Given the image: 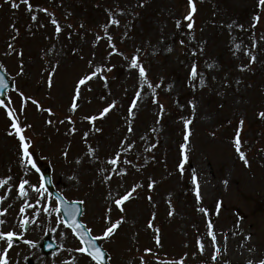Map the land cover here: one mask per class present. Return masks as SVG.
<instances>
[{"label": "rangeland", "instance_id": "1", "mask_svg": "<svg viewBox=\"0 0 264 264\" xmlns=\"http://www.w3.org/2000/svg\"><path fill=\"white\" fill-rule=\"evenodd\" d=\"M82 1L30 0L34 12H29L24 4L14 9L10 2L0 0V64L15 82L4 103L16 110L22 126L31 125L25 134L33 142V159L40 172L49 168L56 188L68 200L83 203L81 219L93 236H102L110 223L107 217L111 222L121 216L125 218L112 237L99 239L109 253V264H141L137 255L143 253L148 255H145L146 264H179L181 259L185 264H215L210 259L213 248L207 236L208 220L214 222L218 244L225 242L227 234L228 251L221 249L223 259L219 264L225 260L230 264H246L250 257L264 258V210L261 209L264 118L258 116L264 111V39H261L264 11L258 7V0H197L193 29H188L183 19L188 12V0H144L143 7L141 0H93L89 5ZM42 8L49 11L42 12ZM110 10L121 21L119 27L109 28L113 42L128 57L137 48L141 49L155 96L139 78L138 69L129 72L124 56L114 54L109 59L112 49L106 39L94 46L97 34L103 36L101 25L108 22ZM119 10H123L122 14ZM257 13L261 14V23L253 29V17ZM33 14L37 16L35 21L31 19ZM52 14L63 29L59 38L51 23ZM177 19L182 21L179 29ZM238 25H243V29ZM181 39L184 45L179 43ZM241 41L242 48L234 55V43ZM10 43L11 49L7 47ZM169 46L171 52L167 51ZM246 50L256 55L255 63L249 62ZM90 60L93 67L89 66ZM58 61L53 86L49 88V73ZM193 63L204 74V86L199 76L190 79ZM208 64L214 66L208 68ZM242 64L248 70L241 71ZM97 65H115L111 73H104L109 78L107 87L99 77L88 82L91 91L81 86L79 107L75 113L71 112L77 80ZM142 84V99L138 109L133 110V118L128 109ZM20 92L25 95L21 96ZM29 97L39 101L42 108ZM154 98L165 106L162 118ZM112 101H116L117 107L95 121V126L101 129L95 132L92 123L84 117L98 116ZM190 101L197 105L195 112ZM49 107L54 111L51 117L46 111ZM67 116H72L75 133L70 132L72 124L66 120ZM49 119L53 120L52 125L47 123ZM187 119H193L189 126L190 159L181 174L178 165L182 160ZM241 119L245 121L243 150L248 154L250 167L239 159L233 144ZM11 123L5 107L0 106V178L13 177L9 185L0 187V195H8L0 207L12 205L3 217L8 222L3 230H15L23 236L14 240L9 253L11 264H72L74 256L76 264H90L87 254L76 251L83 246L64 223L60 211H55L57 201L47 189L40 196L29 189L28 202L35 204L39 198L41 204L20 213L24 201L18 198L19 181L28 179L38 187L41 176L30 166L21 165L18 137L9 135L14 132ZM128 123L133 125L131 134ZM86 132L89 135L85 138ZM126 139L134 147L122 154V159L126 155L142 167L137 170L121 165L129 170L120 176L112 172L113 166L107 161ZM153 144L155 148L145 151ZM89 146L96 150L94 155L88 154ZM78 158L80 163L76 162ZM193 168L201 183L203 200L199 203L191 182ZM109 175L112 179L105 181L103 177ZM150 178L156 181L153 189L147 187ZM225 180L229 181L227 185L223 183ZM137 184L142 187L124 202L125 211L121 212L114 200ZM218 200L223 204L217 216ZM173 206L175 213L169 217ZM45 207L49 212L43 211ZM202 207L210 210L207 216L198 210ZM153 213L154 228L149 229L147 225ZM25 216L36 223L20 228L19 220ZM155 227L161 229L160 246L155 243ZM248 233L253 236L251 241L245 239ZM198 238L205 242L203 254L199 252ZM25 240L32 243L26 244ZM47 243L55 246L50 253L45 252ZM252 245L257 247L255 254L247 251Z\"/></svg>", "mask_w": 264, "mask_h": 264}, {"label": "snow or ice", "instance_id": "2", "mask_svg": "<svg viewBox=\"0 0 264 264\" xmlns=\"http://www.w3.org/2000/svg\"><path fill=\"white\" fill-rule=\"evenodd\" d=\"M6 2H10L11 3V7L14 9H19L21 4H24L27 6V10L29 12H34V6L33 4L30 2V0H6ZM144 4V0H141L140 6L143 7ZM258 7L264 11V0H258ZM40 11L47 13L49 10L47 8H42L40 9ZM122 14L123 10H119ZM198 12V7H197V0H188V12L187 14L184 16V20L188 21L187 23V28L188 29H193L194 27V17ZM31 19L33 21L37 20V16L35 14H33L31 16ZM51 23L55 26V32L57 35V38H59V34L62 32V26L60 24V22L55 18V14H52V19H51ZM176 23V27L179 29L181 27L182 21L177 19L175 21ZM261 23V14L257 13L256 15H254L253 17V24H252V28L255 29L256 26L258 24ZM121 24V21L115 17V15L112 13V11H109V20L107 23L101 25V29L103 32V36H101L100 34H97L96 36V41L94 42V46L96 44H98V42L102 39H106L110 48L112 49L109 53H108V57L109 59L111 58L112 55L116 54V55H122L124 56V59L128 61V70L131 73L132 70H137L138 69V76L140 79L143 80L144 84H147L148 88L152 89L153 94L155 96V88L153 87V85L149 82L148 79V69H146V67L144 66L143 62H142V55H141V49L137 48L135 50V53L131 56L128 57L127 55H125L124 53H122L116 43L113 42L114 37L112 34H110L109 32V28L112 25H116L117 27H119ZM68 27H71V25H68ZM81 27H83V25H81ZM229 29L232 28V25H228ZM238 27H240L241 29H243V25H238ZM13 28L15 29V25H13ZM18 31V30H17ZM124 35H127V31H125ZM71 34H69V38H70ZM194 39V37H192ZM261 39H264V36L261 37ZM179 43L181 45L185 44V41L183 39H181L179 41ZM242 44L243 42H239V43H234V55L236 54V52H239L242 48ZM9 49L13 48V45L10 43L7 46ZM55 46H53L54 48ZM256 47V43L253 42L252 44V48ZM173 49L171 46H169L167 48L168 52H171ZM49 51H52V49H50ZM75 51V49L73 50ZM199 51H203V48H200ZM196 52L195 50L193 51V55H195ZM245 54L248 55L250 57V63H255L257 60V57L255 54H252L250 50H246ZM20 55H23V53H20ZM95 57V53H93V58ZM59 66V61L57 62L56 66H54L51 70V72L49 73V77H48V87L51 88L53 86V77L56 73V70ZM89 66L93 67V63L90 60L89 61ZM214 65L212 64H208L207 67L208 68H212ZM115 68V65L112 66H100L97 65L93 68V70L90 73L84 74L83 76H81L75 86H74V96L72 99V103L70 105V110L71 112L75 113L76 110L79 107L78 101L81 98V91L82 88L81 86L86 87L89 91H91V87L88 84L89 81L93 80L94 78H101L103 79V81L105 82V86L107 87L108 84V76L104 75L105 71L108 73H111L113 71V69ZM240 70L241 71H245L248 70V66L247 65H241L240 66ZM23 72V68L21 67V73ZM203 73H199L198 72V67L196 63H193L191 66V71H190V79L195 80L197 79V77H200V84L201 86L205 85V80L203 79ZM161 81H163V78H161ZM237 83H239V81H237ZM156 87H159V85H157ZM0 88H7V81H5L3 79V77H0ZM169 90H171V86H169ZM142 92H143V84L140 85L139 90L136 91L135 96L131 102V105L128 109L129 115L133 116V110L134 109H138V102L141 101L142 99ZM21 96H24L25 94L23 92H20ZM28 99L32 100L33 103H35L37 105L38 108H42V106L39 104V101H36L34 98L29 97ZM101 99H104V97H101ZM154 103L158 104L159 110H160V116L162 118L163 113L165 111V106L162 103H159V101L157 99H153ZM191 105V108L193 109V112H195L197 105L194 101H190L189 102ZM0 106H3L7 109V115L8 117L11 118V129L14 130V132H9V135H13L15 134L18 137L19 140V156H20V163L22 166H30L31 169H34L37 173L40 172V169L37 167V162L35 159H33V152H34V148H33V142L32 140L26 136V129L31 128V125L29 124H25V125H21V121L19 119V115L16 113V110L9 107L7 104L4 103V101L0 100ZM117 107V103L116 101H112L107 107L103 108L102 111L99 112V115H93V116H86L84 117L85 120H88L89 122L92 123L93 125V130L95 132H100L101 129L99 127L95 126V121L100 119V118H104L107 116V114L110 113L111 110L115 109ZM21 111H23V107L21 108ZM46 111L49 113V116H53L54 115V111L52 108H47ZM258 116L260 118H264V111H260L258 113ZM134 118V116H133ZM66 120L72 124V127L70 128V132L71 133H75L77 131L75 124L72 120V116H67ZM60 123H64L63 120L59 121ZM47 123L49 125L53 124V120L49 119L47 120ZM157 123H159V120L157 121ZM193 123V119H187L184 120V126L186 129V134L184 136V141L185 143H183L181 145V150H182V160L178 165V170L181 174L184 173L185 171V165L189 163V159H190V154H189V147H190V142H189V138L191 136V129H190V125ZM244 125H245V121L243 119H241L238 122V128L236 130L235 136L233 138V144H234V148L235 151L238 153L239 159L244 163L245 166L250 167V160L248 158V154L243 150V140H242V132L244 129ZM128 133L131 134L134 129H133V125L131 123H128V127H127ZM153 131H155V129H153ZM89 135V133H85L84 136L85 138ZM119 150H117L114 154V156L110 159H108L107 163L112 165V172L116 173L120 176H123L125 174H127L128 172V168L127 167H120L121 165H128V166H132V167H136L137 170H139L140 167L139 165L134 164V161L132 159H128L125 155V157L122 159V154H126L128 152H130L134 145L131 143L127 142V139L122 141L121 144L118 146ZM156 145L153 144L151 145L149 148L145 149V151H151V149L155 148ZM31 149V150H30ZM95 149H93L91 146H89L88 148V154L90 155H94L95 154ZM68 153L67 151L64 153V156L67 157ZM138 159V158H137ZM154 159V158H153ZM77 163L81 162V159L78 158ZM103 179L105 181H110L112 179V176H105L103 177ZM13 180L12 176H8L6 178H0V187H4L5 185H9L10 182ZM43 178L41 177V182L39 184V186L37 187L36 185L30 184L28 179H22L19 181L18 183V198L23 199L24 203L22 204L21 208H20V213L23 214L25 213L26 209L29 208H35L36 205L41 204V200L39 198L36 199L35 204H30L28 202V197H29V189L34 190V192L40 196L42 195L43 192H46V188L44 183L42 182ZM191 182L194 185V193H195V198L197 200V202H201L203 200L202 197V193H201V183L199 181L198 175L196 170L193 168L192 169V174H191ZM223 183L225 185H227L229 183L228 180L223 181ZM26 186H28L26 188ZM156 186V181L154 179L150 178V182L148 183L147 187L149 189H153ZM142 187V185H135L132 187V189L128 192H126V194H124L123 196L117 198L114 200V204L119 208V210L121 212H124V202L125 201H129L130 198H132L133 193H135L137 191L138 188ZM8 191H11V188L9 187ZM111 196V193H110ZM8 199V195H0V204H3L4 201H6ZM148 199L151 201L152 197L149 196ZM169 204L171 205V200L168 201ZM223 201L222 200H218L217 204H216V208H215V214L218 216L220 209L222 207ZM12 207V205H8V207H0V264H11V257L9 255L10 250L13 248L14 245V240L15 238H23L22 233H18L15 230H8V231H4L3 228L5 225H7V220L4 219L3 217L6 216V214L8 213L9 209ZM202 214H204L205 216H207L209 214V209L206 207H202L198 209ZM44 212H49V208L45 207L43 209ZM55 211H59V209H55ZM75 211L76 210H69V214L70 215H75ZM109 212H111V209H109ZM175 213V209L174 206L170 207L169 210V217L173 216ZM39 213L37 212L36 215H38ZM107 219L109 220V226H107L102 234V236L99 237H91L90 239H84V237H88L91 234V229H85V226L82 223H77V221L75 219H73L71 221V224L68 225L69 228L73 229L81 238H82V242L84 245H87L86 247H80L78 249H76V251H78L79 253H85L87 254V256L90 258V264L91 262H95V264H104V257L106 255L105 251L96 245L95 240L100 239H106V238H110L112 237L117 229L123 224L124 222V217L121 216L118 220H116L115 222H111V218L107 217ZM240 220L243 219V217L239 218ZM155 220V213H153L152 219L149 221L147 227L149 229L154 228V224L153 221ZM29 223H36V221L33 220H29V218L27 216H25L23 219L19 220V227L20 228H24V226L28 225ZM240 227L239 224V220L237 221L236 224V228L238 229ZM214 222L212 220H208L207 221V236L210 237V245L213 248V254L211 255L210 259L211 261L215 262V264H219V260L223 259V255L221 252V249L223 248V251L226 253L228 251L227 248V234L224 235V243L223 244H218L217 243V232H215L214 230ZM161 229L159 227H155L154 230V239H155V243L156 245L160 246L161 245ZM245 239L248 241H251L253 239V236L251 233H248L245 236ZM26 244H31L32 241H28L25 240L24 241ZM197 244H198V248H199V252L201 254H203L206 250L205 247V242L198 238L197 240ZM6 245V246H3ZM242 247H244V245H242ZM146 252H151V249H145ZM247 251L251 254H255L257 253V247L255 245L249 246L247 247ZM186 255V254H185ZM141 260V264H146L145 258L143 256L140 257ZM77 261V257H73L72 258V264H76ZM67 264V262H66ZM179 264H185V261L183 259H181L179 261ZM224 264H230V261L225 260ZM246 264H264V258H259L256 259L255 256L250 257L246 260Z\"/></svg>", "mask_w": 264, "mask_h": 264}, {"label": "water", "instance_id": "3", "mask_svg": "<svg viewBox=\"0 0 264 264\" xmlns=\"http://www.w3.org/2000/svg\"><path fill=\"white\" fill-rule=\"evenodd\" d=\"M0 77H3V79L5 81H7V88H0V99H4L5 98V92L10 87H13L14 84L8 79L5 71L1 67H0ZM43 180H44L45 185L49 189V191L56 197V199L58 201L59 209L62 212V215H63V217L65 219V222L69 225V224H71V221L73 219H75L77 221V223H82L81 220H80V216H81L82 211H83L82 204L80 202H77V201H74V202L67 201L58 191L55 190L54 185H53L52 180H51V176L49 174V169H46L43 172ZM69 210H76L75 211V215L74 216L73 215H70L69 214ZM84 230H87L86 227H85ZM91 237L92 236L90 234V236L84 237V239H90ZM80 239L82 240L81 237H80ZM95 243H96L97 246H99V247L102 248V246L99 244L98 240H95ZM86 246L87 245H84V247H86ZM53 249H54V245H52V244L51 245H48L46 247V252H50ZM105 253H106V251H105ZM107 261H108V254L106 253V255L104 257V264H107Z\"/></svg>", "mask_w": 264, "mask_h": 264}, {"label": "trees", "instance_id": "4", "mask_svg": "<svg viewBox=\"0 0 264 264\" xmlns=\"http://www.w3.org/2000/svg\"><path fill=\"white\" fill-rule=\"evenodd\" d=\"M84 1L87 3V5H89V4H90V2L94 3V1H93V0H83V2H84ZM262 197L264 198V195H263Z\"/></svg>", "mask_w": 264, "mask_h": 264}]
</instances>
